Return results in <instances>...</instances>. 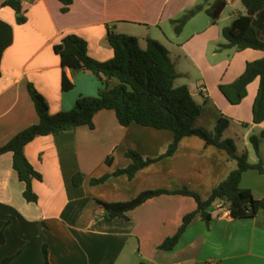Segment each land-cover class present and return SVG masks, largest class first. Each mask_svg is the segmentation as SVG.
Segmentation results:
<instances>
[{
    "label": "crops",
    "instance_id": "1",
    "mask_svg": "<svg viewBox=\"0 0 264 264\" xmlns=\"http://www.w3.org/2000/svg\"><path fill=\"white\" fill-rule=\"evenodd\" d=\"M204 0H72L66 12L61 0H22L27 18L16 22L13 9L1 4L0 19L13 27V42L0 65V146L39 118L27 86L32 84L56 114L72 109L80 95L94 96L103 83L91 71L61 67L53 47L67 34L87 43V53L98 61L112 58L109 32L134 36L141 47L148 39L165 46L181 83L201 105L193 126L212 132L221 116L229 118L224 138L241 140L238 153L259 160L249 140L260 136L259 154L264 166V119L253 122L252 106L259 79L247 85L246 96L231 104L219 85L232 83L261 50L221 47L222 31L244 10L241 0H224L225 8L214 22L204 9L176 33L172 20ZM213 0H210L211 3ZM243 6V5H242ZM244 8V7H243ZM73 88L63 91L61 74ZM168 130L137 123L121 125L113 110L93 117V128L79 126L58 135L37 136L24 147L32 167L36 202L23 197L25 184L12 166V154L0 156V263L45 264H264V209L251 218H233L221 201L209 208L207 225L197 214L170 251L159 245L174 235L182 218L196 209L190 196L161 194L149 198L125 217L105 218L101 202H123L147 190L186 187L207 199L236 167L228 153L195 135L183 137L176 151L139 169L132 178L119 176L99 184L93 178L127 167L125 154L134 150L144 157L163 153L172 141ZM254 153V154H253ZM111 162H107V158ZM82 174L79 185L73 177ZM240 186L256 199L264 198V172H243Z\"/></svg>",
    "mask_w": 264,
    "mask_h": 264
},
{
    "label": "trees",
    "instance_id": "2",
    "mask_svg": "<svg viewBox=\"0 0 264 264\" xmlns=\"http://www.w3.org/2000/svg\"><path fill=\"white\" fill-rule=\"evenodd\" d=\"M61 1L65 4L62 11L66 12L72 0ZM209 2L210 0H204L203 3L195 5L179 18L172 20L175 32L180 33L185 24L203 10L206 4H208L206 12L211 20L213 22L217 20L226 2L224 0ZM241 3L244 13L236 16L230 25L223 29L225 42L220 46L236 50L257 49L263 52V56L247 62L238 78L232 83L219 85V88L231 104H238L246 96L247 85L258 78V89L252 106L253 122L258 123L264 119V0H241ZM1 4L14 10L18 24L26 22L22 0H2ZM107 40L113 50L112 58L107 61H98L90 57L86 41L76 34H67L54 45L53 49L59 55L62 68L91 71L104 85L97 95H80L72 109L51 114L43 96L32 84H28L27 90L39 121L0 146V156L5 153L12 154L13 169L19 180L25 184L23 191L25 200L37 201L32 181L41 179V175L35 171L25 156V145L37 136L58 135L84 125L93 128L94 115L100 110L108 109L115 112L118 122L123 126L134 122L146 127L168 130L173 134V138L166 150L155 157H144L134 150H128L125 155L131 159V163L127 167L93 178L92 184L119 176L132 178L139 169L172 155L180 140L190 135L198 136L207 144L224 149L229 159L236 162V167L229 171L207 199H202L196 192L186 187L175 190H147L129 201L110 203L99 201L105 210V218L125 217L128 211L161 194L192 197L197 204L196 209L184 215L176 233L159 245V249L170 251L177 245L181 235L197 214H200L207 225L209 224L211 215L208 210L216 201H221L233 218H251L260 209H264V198L256 199L249 189L240 186L243 172L249 169L264 172L259 154L260 136L251 135L249 138L259 157L256 163H250L247 151L238 153L234 141L223 136L224 130L230 124L229 118L219 117L212 132L193 126L200 115L201 105L191 94L188 85L175 84L177 70L165 46L156 40L148 39L143 48L136 37L113 31L107 34ZM12 42L13 27L0 19V65L4 51ZM61 88L63 91L73 88L64 72L61 74ZM106 161L110 163L111 158L108 157ZM82 178V174L77 173L73 177V183L79 185ZM3 241V234L0 233V244ZM43 252L45 264H50L46 248ZM9 260L8 258L0 264H7Z\"/></svg>",
    "mask_w": 264,
    "mask_h": 264
},
{
    "label": "rangeland",
    "instance_id": "3",
    "mask_svg": "<svg viewBox=\"0 0 264 264\" xmlns=\"http://www.w3.org/2000/svg\"><path fill=\"white\" fill-rule=\"evenodd\" d=\"M239 7H241L244 10V8H243V6L241 4H240ZM181 82H182L181 81V77L180 76L177 77V80H176V83L175 84L176 85H179ZM234 143H235V145H236L237 148H242V142H241V140H237V139L234 138ZM260 150H261V153L264 154V143H263V145H261V149Z\"/></svg>",
    "mask_w": 264,
    "mask_h": 264
}]
</instances>
